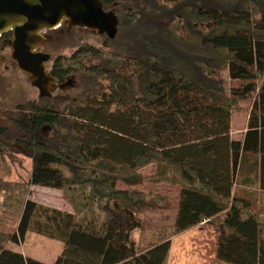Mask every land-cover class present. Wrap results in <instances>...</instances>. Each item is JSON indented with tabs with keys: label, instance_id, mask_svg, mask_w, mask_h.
Listing matches in <instances>:
<instances>
[{
	"label": "trees",
	"instance_id": "16d2710c",
	"mask_svg": "<svg viewBox=\"0 0 264 264\" xmlns=\"http://www.w3.org/2000/svg\"><path fill=\"white\" fill-rule=\"evenodd\" d=\"M101 2L116 13L115 39L52 69L62 84L83 73L81 95L19 124L36 153L31 184L63 190L73 212L28 200L17 231L0 234V264H46L5 246L29 232L63 243L54 264H165L170 239L139 252L131 238L159 206L146 179L179 189L175 235L215 220L220 262L264 264V212L234 195L249 154L264 190V0ZM248 100L235 139L234 113Z\"/></svg>",
	"mask_w": 264,
	"mask_h": 264
},
{
	"label": "rangeland",
	"instance_id": "374dc122",
	"mask_svg": "<svg viewBox=\"0 0 264 264\" xmlns=\"http://www.w3.org/2000/svg\"><path fill=\"white\" fill-rule=\"evenodd\" d=\"M62 39L48 47L47 52L53 56L52 62L47 65L50 70L58 59L70 58L82 46L103 47L105 35H100L89 29L75 28L70 33H65ZM9 72L1 69L2 80L0 92L2 106L0 107V126L9 128V135L24 137L25 133L19 124H13L11 120L17 118V106L28 102L35 103L38 107H53L58 110H68L75 103L83 90L87 78L81 73L72 75V84L65 91L54 94L53 100H42L39 91L35 88L28 76L20 72L9 59ZM94 63L85 60L84 64ZM253 101L248 100L241 104L242 109H237L233 117L234 137L241 139V131L244 129L246 112L252 107ZM246 111V112H245ZM67 114V112H66ZM12 117V119H11ZM9 119V121H8ZM46 129L43 134L48 135ZM0 153V234L10 236L18 229L23 208L28 200L39 205L58 209L64 212H73L69 200L63 190L33 186L30 182L33 170V160L36 153L26 149L22 153L20 148L14 147ZM149 178L153 174V168L146 167L140 171ZM146 191L149 198L157 199V208L140 214L143 227L131 234L139 252H144L165 240H171V248L165 264H225L216 257L218 233L216 221L203 222L202 224L178 235H175L174 223L176 207L178 203L179 189L167 183H152L146 179ZM162 197L164 200H162ZM5 237V236H4ZM5 246L17 251L26 257L33 258L46 264H54L61 256L63 243L51 240L34 232H29L24 241L14 244L5 241Z\"/></svg>",
	"mask_w": 264,
	"mask_h": 264
},
{
	"label": "water",
	"instance_id": "95a60500",
	"mask_svg": "<svg viewBox=\"0 0 264 264\" xmlns=\"http://www.w3.org/2000/svg\"><path fill=\"white\" fill-rule=\"evenodd\" d=\"M63 24L69 29L83 28L106 34L111 39H115L119 27L115 11H106L101 0H0V35L14 30L15 40L10 43L12 58L31 76L43 97H51L57 90L70 87L71 82L53 84L54 79L47 78L43 66V62L51 60V55L35 58L30 51L43 42V30L57 29ZM30 42H33L32 48L27 47ZM40 77L47 83L40 82Z\"/></svg>",
	"mask_w": 264,
	"mask_h": 264
},
{
	"label": "flooded vegetation",
	"instance_id": "af4514ba",
	"mask_svg": "<svg viewBox=\"0 0 264 264\" xmlns=\"http://www.w3.org/2000/svg\"><path fill=\"white\" fill-rule=\"evenodd\" d=\"M75 29V28H73ZM73 29H69L65 24H63L62 26H60L57 29H53V30H49V29H45L41 32V36L43 37V42L40 41L37 45H36V49L30 51V55L38 58L41 55H51L50 53L47 52L48 47L58 43L62 38V36H64V34L66 33H70ZM15 40V34H14V30H11L9 32H6L2 35H0V81L2 80V75H1V69L6 73L9 72L10 70V65L8 64V60L11 59L12 64L14 66H16L20 72L24 73L26 76H28L29 80L31 81L32 85L37 88V90L39 91L40 94V98L42 100L46 99V100H53V96L56 93H59L61 91H65L67 90L64 89H60L57 90L51 97H47V96H42L41 90L39 87L35 86L33 84V81L31 80V76L28 75L27 73H25L24 71H22L19 67V64L17 62H15L12 58L13 55V49L10 46V43L12 41ZM33 42H30L27 47H33ZM53 56L51 55V60L49 62H43V66L45 67V71L47 73V78H53L54 82L53 84L55 85H62V83H59L52 75V69L55 65V63L52 65L53 67L50 68V70L47 68V65L49 63L52 62ZM57 61V60H56ZM35 64V63H34ZM46 78V80H47ZM40 82H43L44 84L47 83L46 81H43V78H39ZM68 82H71L72 84V79L68 78ZM0 107L2 109L3 112H6L7 109L2 106V101H1V92H0ZM46 107H38L37 104L35 103H31L28 102L26 104L17 106V118L15 117L12 121L13 124H20V123H25L28 119H32L34 118L33 116L36 114V112L38 111V109H45ZM52 107L46 108L48 110H50ZM12 119V117H11ZM9 121V119H8ZM9 128L7 127V129H4L3 127L0 126V153L3 154L5 156L6 152H11L10 150L14 149V147L20 148L22 153L26 152L27 148V144H23L26 143L25 139L23 140L22 137H18V136H14L12 134L9 135L8 132ZM23 132L26 131V129H22ZM46 130V128H43V132ZM23 140V141H22ZM31 150V149H30Z\"/></svg>",
	"mask_w": 264,
	"mask_h": 264
},
{
	"label": "crops",
	"instance_id": "0c3cea01",
	"mask_svg": "<svg viewBox=\"0 0 264 264\" xmlns=\"http://www.w3.org/2000/svg\"><path fill=\"white\" fill-rule=\"evenodd\" d=\"M248 120L249 114L246 113L244 129L241 131V139L245 137ZM234 132L233 130V137ZM259 164L258 157L250 154L244 156L237 175L234 195L248 202L254 210L264 212V190L261 188V170Z\"/></svg>",
	"mask_w": 264,
	"mask_h": 264
}]
</instances>
